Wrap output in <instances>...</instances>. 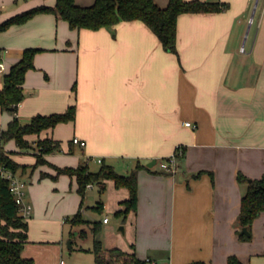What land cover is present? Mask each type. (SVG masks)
Here are the masks:
<instances>
[{
	"label": "crops",
	"instance_id": "obj_1",
	"mask_svg": "<svg viewBox=\"0 0 264 264\" xmlns=\"http://www.w3.org/2000/svg\"><path fill=\"white\" fill-rule=\"evenodd\" d=\"M93 1L75 0L82 6ZM154 1L161 7L168 3ZM218 1L228 7L178 16V54L166 50L141 20L71 29L64 19L44 12L0 31V88L3 74L25 48L40 49L34 68L26 71L24 97L16 110L0 108V130L14 116L25 123L72 104L76 109L73 120L25 135L33 146L39 138L60 141L59 151L43 154L46 163L31 168L33 146L20 148L13 139L4 143L12 159L29 166L15 172L29 183L25 200L32 205L24 257L34 264H67L64 238L68 235L73 249L75 237L87 236L86 231L80 234L81 226L90 225L64 218L80 210L87 219L76 177L57 175L55 166L86 162L95 171L91 163L99 157L118 172L144 166L136 170L137 207L118 227V235L125 237L118 236L119 248L149 264H225L231 254L244 264H264V235L238 238L245 184L237 178L239 173L250 179L264 173V0L256 3L253 31L254 14L247 26L253 0ZM54 4L0 0V24L21 11ZM246 33H251L248 43ZM74 137L83 144L73 142ZM179 146L183 153L173 172L155 167ZM105 180L113 199H101L103 208L121 209L128 189ZM256 223L264 225V212Z\"/></svg>",
	"mask_w": 264,
	"mask_h": 264
},
{
	"label": "trees",
	"instance_id": "obj_2",
	"mask_svg": "<svg viewBox=\"0 0 264 264\" xmlns=\"http://www.w3.org/2000/svg\"><path fill=\"white\" fill-rule=\"evenodd\" d=\"M228 7V3L218 0H168L166 6H159L154 0H94L90 5H78L75 0H55L54 6L39 5L25 11H21L11 16L0 24V31L11 24L24 23L37 13L51 12L67 21L71 29L89 28L98 29L100 27H110L121 20H141L158 37L162 46L175 54L177 50L176 24L181 13L218 12ZM40 49L27 47L23 51L22 57L14 62L6 73L2 76V88H0V108H5L14 112L17 104L23 99V82L26 71L34 68V54ZM75 105L72 104L62 112H52L49 114H36L28 122L21 123L14 116L5 129L0 130V264H34L33 258L22 255L24 244L28 241V223L17 210V204L10 191V181L1 174V170H9L15 173L17 170H25L29 167L21 164L10 157L4 150V143L13 139L20 148L29 147V142L25 138L27 134H39L42 130L52 128L60 122H67L75 118ZM36 147L41 152L35 154L36 162L31 165L35 168L41 163H46L43 154L59 151L60 141L49 137L35 140ZM181 147H177L174 152L176 158L182 156L177 153ZM167 159V157L162 158ZM100 167L93 171L88 168L86 162L76 167L55 166L58 174L74 175L77 182V191L84 197L88 184L101 183L104 185L105 179H112L116 187H126L129 196L122 200V208L115 214L126 215L131 209L137 207L138 180L136 170L144 167L137 164L135 169L127 174L117 172L111 164L103 162ZM164 173H168L167 171ZM238 181L245 184L244 193L241 197L238 220L240 229L245 227L249 232L241 233L238 230V237L241 240H250L252 236V222L264 212V173L258 177L250 179L244 174H238ZM99 211L103 208L101 201H97L92 207ZM72 224H91L93 235V245L91 252L94 256L95 264H148V260L138 257L135 252L125 251L117 246L104 248L97 238L100 231L98 221H89L83 218L80 210L68 219ZM85 230L81 229L80 234L84 235ZM187 264H206L203 260H193ZM225 264H244L241 259L231 254L227 257Z\"/></svg>",
	"mask_w": 264,
	"mask_h": 264
},
{
	"label": "rangeland",
	"instance_id": "obj_3",
	"mask_svg": "<svg viewBox=\"0 0 264 264\" xmlns=\"http://www.w3.org/2000/svg\"><path fill=\"white\" fill-rule=\"evenodd\" d=\"M256 1H258V0H253V2H252L251 10H250V13L248 16L247 26L250 23V16L254 14V11L256 9ZM256 15H257V13H256ZM256 15L254 14L253 19L250 23L251 31H253V28L255 25V20H256L255 16ZM246 30H247V28H246ZM244 37L247 38V43H248V41L250 40V37H251V33L250 34L246 33L244 35ZM243 41H244V38H243ZM245 44H246V42L244 41L243 46ZM246 46H247V44H246ZM29 144L31 146H33L34 142H33V144L32 143H29ZM32 148H33L34 154L41 152L40 149L38 147H36V143ZM76 150H78L77 147H76ZM96 160H97V158H96ZM96 160L91 163V167L93 169H98L101 165ZM157 165L158 164H156L155 167L159 168V165L158 166ZM129 170H130L129 167L127 168V170L125 167H123L120 169L119 173L125 174V173H128L127 171H129ZM50 178H53V177H50ZM109 180H112V179H109ZM104 181H106V180H104ZM111 182H113V180ZM28 186H29V183L27 182V187H26L27 191H28ZM107 189H109V187L107 188V187L103 186L101 183L95 182L94 186L92 188L89 187V188L85 189V193H84V197H83V201H82V206H85L84 216L87 219H89V221H98L100 223L101 227H100V231L97 234V238L101 241L102 245L105 248H111V247H115V246H117V247L120 246L118 244L119 242L117 240L118 236H120L121 239L122 238L125 239L124 236L118 235V227L123 224L122 219H124L126 215L115 214V212L117 210H112L111 208H101L99 211L92 208L93 206L96 205V202L101 201V199H103V201H105L106 199L108 201H112L113 197L108 198V197H110V195H109V192ZM105 190H106V193H104ZM52 191H53V189H52ZM73 215L74 214H68V215L66 214V215H64V218L69 219ZM104 216L108 217V219H109L108 223L102 221V218ZM30 217L31 216H29L28 218H30ZM89 225L90 226H88V225L81 226V228L87 232L86 233L87 236L75 237V240L72 243L73 249H71L68 246V242L70 240V239H68V235H67V237L64 238V240L62 242V244H63V255H62V257L66 260L67 264H94L93 255H92L91 248H90L93 245V235H92V232L90 229L91 224H89ZM68 229H69V224L66 225V228H65L66 232H68ZM241 229H240V231H241ZM74 232H75V229H72L71 233L73 234ZM251 232H252L251 239L250 240H243V241H251L252 238H254V236H256V238L257 237L263 238L264 225L258 224V223L251 225ZM77 244L82 245L83 249L80 250V249L76 248ZM121 247H125L127 249L129 246L128 245H126V246L122 245ZM140 255H142V254H140ZM144 257H146V256H144Z\"/></svg>",
	"mask_w": 264,
	"mask_h": 264
},
{
	"label": "built area",
	"instance_id": "obj_4",
	"mask_svg": "<svg viewBox=\"0 0 264 264\" xmlns=\"http://www.w3.org/2000/svg\"><path fill=\"white\" fill-rule=\"evenodd\" d=\"M4 69L3 61L0 55V71ZM186 125H190V122H185ZM73 142L83 144L82 140L78 137H74ZM177 153L181 154L182 151L179 150ZM176 154L168 156L167 159H161L159 162V166L161 169L166 170L168 172H173L176 168ZM98 162H101V158H97ZM1 174L7 177L10 181V191L14 196L15 202L17 204L18 213L24 218L27 219L32 213V205L30 202L25 200L26 197V187L27 181L23 180L16 176L15 173L9 170H1ZM103 221H107V217H104ZM63 264V261H61Z\"/></svg>",
	"mask_w": 264,
	"mask_h": 264
},
{
	"label": "water",
	"instance_id": "obj_5",
	"mask_svg": "<svg viewBox=\"0 0 264 264\" xmlns=\"http://www.w3.org/2000/svg\"><path fill=\"white\" fill-rule=\"evenodd\" d=\"M256 3H257V1H256ZM154 162H155V159H152V160L148 163V166H151ZM241 233H246V234H248L249 232L246 230L245 227H243V228L241 229ZM68 246L70 247V242H68Z\"/></svg>",
	"mask_w": 264,
	"mask_h": 264
}]
</instances>
